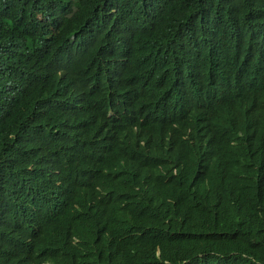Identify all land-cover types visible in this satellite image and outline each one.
Masks as SVG:
<instances>
[{"label": "trees", "instance_id": "obj_1", "mask_svg": "<svg viewBox=\"0 0 264 264\" xmlns=\"http://www.w3.org/2000/svg\"><path fill=\"white\" fill-rule=\"evenodd\" d=\"M15 1L0 40L30 28L0 53V245L27 264H264L247 199L264 179V0ZM137 103L149 129H197L195 155L130 137ZM76 152L91 160L67 194L36 181Z\"/></svg>", "mask_w": 264, "mask_h": 264}, {"label": "clouds", "instance_id": "obj_2", "mask_svg": "<svg viewBox=\"0 0 264 264\" xmlns=\"http://www.w3.org/2000/svg\"><path fill=\"white\" fill-rule=\"evenodd\" d=\"M15 0H0V15L15 5ZM42 13H39L36 19L33 21H39L43 18L44 14L49 13L53 15L54 11L51 8H44ZM30 28V27H29ZM29 28L17 32L11 35L6 40H0V53L3 52L10 42H13L19 35L26 32ZM260 32L264 37V15L260 23ZM75 42L68 44L72 45ZM137 79H143L144 77L140 74L134 75ZM255 105L264 111V99L255 102ZM126 120L129 124V135L139 136L140 144L144 145L149 142L153 149H155L160 142H164L169 150H178L186 153L188 157L195 155L198 145L201 141V135L197 129L189 125L171 124L161 130H152L146 126V118L144 109L140 104H134L129 110L125 112ZM26 118L34 121L32 112H28ZM181 133L180 136H177ZM116 138L121 142L123 131L121 123L119 122L118 129L115 133ZM75 163V166L70 169H57L48 165H41L40 174L38 177L35 176L37 169L32 167V172L39 184L49 187L50 192H55L57 195H65L69 190L72 178L78 173L85 171L83 165L89 162V156L85 153L76 152L75 154L68 155ZM244 183V181H243ZM253 187L257 194L253 197H247L248 201L255 207L254 212L249 215H256L264 219V179L258 176L253 181ZM220 198V196L215 195ZM214 197V196H211ZM225 198V197H223ZM229 199V198H227ZM230 203H226L228 207V213L233 215H240L244 213V207L235 202V199H229ZM11 204H6L3 208L4 212L10 219H15L19 216L20 212L13 211ZM237 231H233L236 233ZM30 259L27 252L18 253L12 250L8 246L0 245V264H27Z\"/></svg>", "mask_w": 264, "mask_h": 264}]
</instances>
